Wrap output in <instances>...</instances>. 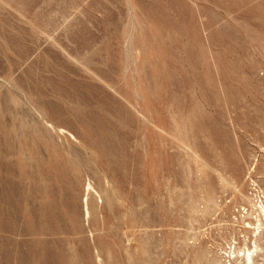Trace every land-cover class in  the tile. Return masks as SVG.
I'll return each mask as SVG.
<instances>
[{
  "label": "rangeland",
  "instance_id": "obj_1",
  "mask_svg": "<svg viewBox=\"0 0 264 264\" xmlns=\"http://www.w3.org/2000/svg\"><path fill=\"white\" fill-rule=\"evenodd\" d=\"M0 264H264V0H0Z\"/></svg>",
  "mask_w": 264,
  "mask_h": 264
}]
</instances>
